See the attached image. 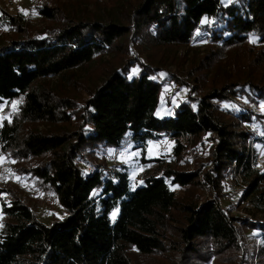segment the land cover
<instances>
[{"label":"trees","instance_id":"1","mask_svg":"<svg viewBox=\"0 0 264 264\" xmlns=\"http://www.w3.org/2000/svg\"><path fill=\"white\" fill-rule=\"evenodd\" d=\"M45 2L38 5V16L58 27L34 35L26 34L22 15L0 10V24L19 36L0 45V107L9 113L17 102L0 124V156L16 164L21 180L51 191L64 215L45 225L17 199L0 203L6 220L0 264H131L128 249L140 257L164 254L165 226L175 210L185 217L177 230L183 243L179 264H199L190 257L204 259L208 245L214 254L237 249V221L251 229L264 251V219H238L217 201L180 202L172 190L201 187L214 196L234 164L246 183L241 200L264 207V169H253L255 155L247 148L252 137L264 144V120L249 109L264 102V80H224L200 97L192 91L169 114H158L167 85L190 89L170 72L143 63L129 47L125 61L81 102L45 85L123 50L118 42L127 37L140 41L142 33L157 46L174 47L192 43L199 32L211 42V55L246 47L248 65L259 67L264 65V0H128L124 17L106 18L66 15ZM236 99L245 101L242 108L234 106ZM163 136L174 140L169 160L149 159L148 141ZM187 138L209 144L206 162L191 172L171 164L184 158L180 140ZM126 143L139 148L143 166H154L136 186L131 187L125 170L79 165L87 155Z\"/></svg>","mask_w":264,"mask_h":264},{"label":"rangeland","instance_id":"2","mask_svg":"<svg viewBox=\"0 0 264 264\" xmlns=\"http://www.w3.org/2000/svg\"><path fill=\"white\" fill-rule=\"evenodd\" d=\"M46 0H0V10L9 16L22 15L25 19L27 33L34 35L48 30H55L58 27L57 22H49L41 19L37 14V7ZM128 0H48L49 4L56 5L66 15L90 13L95 16L106 18L108 14L111 16L124 17L123 10L128 9ZM133 35V34H132ZM19 37L6 26L0 24V45L7 43L9 40ZM143 37L136 42L135 35L127 37L125 40L118 42L123 50H113L104 57H97L92 64L83 66L74 72H69L61 78L50 79L45 83L55 92L62 93L76 102H81L87 98V93H91L94 87L100 84L103 77L108 75L112 69L125 61L128 57V48L134 47L135 54L138 55L143 63H151L158 69L170 72L175 75L184 85L188 86L190 92L184 88H176L167 85L164 92L160 96V105L158 114H169L172 107L182 101L189 93L193 91V95L200 97L205 93H209L214 87L222 85V81L244 83V80L255 79L254 82H262L264 80V65L254 67L248 65L250 54L247 53L246 47H234L227 51H213L211 55V47L208 37L204 34L200 35L195 32L194 40L185 46L160 47L149 42L148 37L142 33L138 38ZM133 38V43L130 39ZM147 40H146V39ZM145 39L144 41H142ZM131 41V42H132ZM141 45H137L138 43ZM215 48V47H214ZM217 50V48H215ZM124 51V52H123ZM126 51V54H125ZM123 53V54H119ZM213 60L209 63L208 60ZM207 60V61H206ZM150 65V64H149ZM154 66V67H155ZM207 67V71L201 69ZM135 72V70H132ZM206 72V73H205ZM260 76V78H258ZM178 86V85H177ZM178 89V90H177ZM170 97L169 100L167 98ZM17 103V102H16ZM16 103L11 104L9 113L16 108ZM244 100L236 99L233 104L237 108H242ZM169 104V105H168ZM229 109V105H223ZM4 105L0 107V124L3 119L9 118V113L3 112ZM250 113L258 115L264 120V102L251 104L249 106ZM225 119L230 120L226 115ZM50 128H43L48 130ZM180 143L184 145V158L179 161L172 162L175 168L195 171L201 164H204L208 156L207 143H195L191 138L181 139ZM126 143V147L117 155L114 151L108 150L106 153L95 152L87 155L86 160L79 162V165L85 169H91L92 165H98L108 172H127L131 187L139 184L143 176L153 172L152 165L143 166L140 163V150L133 147L130 143ZM174 140L170 137L163 136L156 140L148 141L145 151L149 159H163L164 162L169 160L171 148ZM252 155H255L253 169L264 168V144H254ZM257 165V166H256ZM17 166L15 163L6 160L0 156V203L8 202L13 199L21 201L27 205L36 219L49 225L52 222L63 217L64 211L59 206L54 194L45 189L38 190L31 183L24 182L16 173ZM246 183L242 181L241 176L235 171V166L231 165L225 172V176L221 181V191L214 196L208 190L201 187H189L181 190L172 187L176 193V197L180 202L195 199L200 205L202 202L217 201V203L227 210L229 215L238 219L262 220L264 219V207L260 209L254 208L250 200H241L242 190L245 189ZM238 196L235 198L234 194ZM184 215L181 211L173 212V220L165 226V235L167 250L164 254H153L150 256H138L132 249H128L131 264H179V253L183 249V243L177 230L184 223ZM0 214V230L3 223ZM243 222L237 221L235 224L238 234L239 246L237 249H230L225 252L214 254L210 247L203 250L204 259L190 257V261L199 262V264H264V251H262L259 242L251 237V229L246 228ZM203 243V242H202ZM209 244V243H208Z\"/></svg>","mask_w":264,"mask_h":264},{"label":"built area","instance_id":"3","mask_svg":"<svg viewBox=\"0 0 264 264\" xmlns=\"http://www.w3.org/2000/svg\"><path fill=\"white\" fill-rule=\"evenodd\" d=\"M260 135L261 136H264V132H260ZM254 137H252L250 140H249V142H248V145H247V148H248V150L250 151V152H252V149L250 148V147H253L254 146ZM126 147V145L124 144L123 146H122V148H119V149H116V150H114V153L117 155L118 153H121V151H122V149H124ZM234 165V164H233ZM235 166V165H234ZM257 166V165H256ZM262 169H264V168H261V169H257V170H262ZM235 171L237 172V170H236V167H235ZM238 173V172H237ZM239 175V174H238ZM238 195L235 193L234 194V197L236 198Z\"/></svg>","mask_w":264,"mask_h":264}]
</instances>
